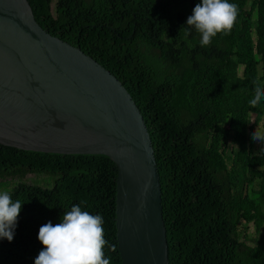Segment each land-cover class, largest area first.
Returning a JSON list of instances; mask_svg holds the SVG:
<instances>
[{"label": "trees", "instance_id": "16d2710c", "mask_svg": "<svg viewBox=\"0 0 264 264\" xmlns=\"http://www.w3.org/2000/svg\"><path fill=\"white\" fill-rule=\"evenodd\" d=\"M28 2L42 27L80 45L140 108L159 172L169 264H264V143L252 138L264 129V101L249 103L264 87V0H230L239 8L235 26L207 47L186 24L201 0ZM27 173L49 178L27 181ZM116 173L103 153L0 143V183L23 203L14 239H0V264H35L40 227L60 223L73 205L103 217L105 255L122 264Z\"/></svg>", "mask_w": 264, "mask_h": 264}, {"label": "water", "instance_id": "95a60500", "mask_svg": "<svg viewBox=\"0 0 264 264\" xmlns=\"http://www.w3.org/2000/svg\"><path fill=\"white\" fill-rule=\"evenodd\" d=\"M0 143L108 155L117 167L122 264H169L159 172L140 108L80 45L42 27L28 0H0Z\"/></svg>", "mask_w": 264, "mask_h": 264}, {"label": "clouds", "instance_id": "9594fccd", "mask_svg": "<svg viewBox=\"0 0 264 264\" xmlns=\"http://www.w3.org/2000/svg\"><path fill=\"white\" fill-rule=\"evenodd\" d=\"M238 16L239 8L230 0H201L186 24L200 33V45L207 47L218 34L230 33ZM261 101H264V87L257 85L249 103L255 108ZM252 138L264 143V129L258 126ZM22 205L20 200H13L8 190L0 191V239H14ZM103 224L101 215L73 205L64 211L60 223L53 225L49 221L40 227L38 239L44 248L35 258V264H110L104 251L110 245Z\"/></svg>", "mask_w": 264, "mask_h": 264}, {"label": "rangeland", "instance_id": "374dc122", "mask_svg": "<svg viewBox=\"0 0 264 264\" xmlns=\"http://www.w3.org/2000/svg\"><path fill=\"white\" fill-rule=\"evenodd\" d=\"M47 178H49V176H46L45 174H38L36 175V173H27L26 175V180L27 181H32L34 179L39 180L40 183H43ZM53 176L51 177L50 180V184L53 183ZM3 190H9L8 186L6 185V183H0V191ZM243 226L242 223H240V227ZM247 234H249L250 236L255 235V230L254 227L252 225V223L248 224L247 226V230H246ZM240 239H243V230L241 231V235H240Z\"/></svg>", "mask_w": 264, "mask_h": 264}]
</instances>
